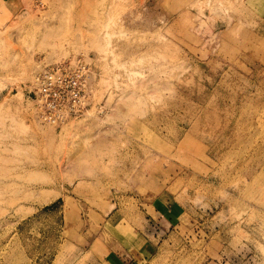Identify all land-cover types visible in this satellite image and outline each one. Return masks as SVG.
Returning <instances> with one entry per match:
<instances>
[{
    "label": "rangeland",
    "instance_id": "374dc122",
    "mask_svg": "<svg viewBox=\"0 0 264 264\" xmlns=\"http://www.w3.org/2000/svg\"><path fill=\"white\" fill-rule=\"evenodd\" d=\"M263 9L0 2V264H264ZM78 57L87 111L39 121L34 74Z\"/></svg>",
    "mask_w": 264,
    "mask_h": 264
},
{
    "label": "built area",
    "instance_id": "2783aa9c",
    "mask_svg": "<svg viewBox=\"0 0 264 264\" xmlns=\"http://www.w3.org/2000/svg\"><path fill=\"white\" fill-rule=\"evenodd\" d=\"M88 75L89 66L81 57L40 68L30 90L36 117L58 125L84 115L89 106Z\"/></svg>",
    "mask_w": 264,
    "mask_h": 264
},
{
    "label": "crops",
    "instance_id": "0c3cea01",
    "mask_svg": "<svg viewBox=\"0 0 264 264\" xmlns=\"http://www.w3.org/2000/svg\"><path fill=\"white\" fill-rule=\"evenodd\" d=\"M0 2H10L15 4L16 0H0ZM260 16L261 19L264 20V12ZM122 243L124 244L122 251L112 249L108 252H105V254L102 256L100 264H141L140 262L143 261L148 248H150L149 245H146L147 243L144 244V242L141 241L135 243V247H126V244L123 242V240Z\"/></svg>",
    "mask_w": 264,
    "mask_h": 264
},
{
    "label": "bare ground",
    "instance_id": "6f19581e",
    "mask_svg": "<svg viewBox=\"0 0 264 264\" xmlns=\"http://www.w3.org/2000/svg\"><path fill=\"white\" fill-rule=\"evenodd\" d=\"M90 86L91 85H90V82H89V75H88V90H89V93H91V87ZM65 123H67V122H65ZM65 123H63V124H65ZM47 124H49V123H47Z\"/></svg>",
    "mask_w": 264,
    "mask_h": 264
}]
</instances>
